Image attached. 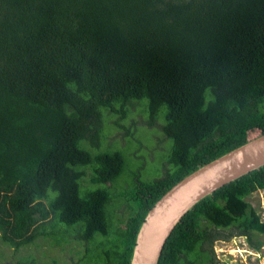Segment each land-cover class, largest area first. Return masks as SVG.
Returning a JSON list of instances; mask_svg holds the SVG:
<instances>
[{"label":"trees","instance_id":"obj_1","mask_svg":"<svg viewBox=\"0 0 264 264\" xmlns=\"http://www.w3.org/2000/svg\"><path fill=\"white\" fill-rule=\"evenodd\" d=\"M263 134L264 0H0V247L59 236L72 264H131L163 195ZM144 146L165 175L136 172ZM259 191L264 166L202 200L159 264L260 251Z\"/></svg>","mask_w":264,"mask_h":264},{"label":"water","instance_id":"obj_2","mask_svg":"<svg viewBox=\"0 0 264 264\" xmlns=\"http://www.w3.org/2000/svg\"><path fill=\"white\" fill-rule=\"evenodd\" d=\"M263 166L264 134L186 176L148 212L137 236L131 264H159L175 228L198 203Z\"/></svg>","mask_w":264,"mask_h":264},{"label":"rangeland","instance_id":"obj_3","mask_svg":"<svg viewBox=\"0 0 264 264\" xmlns=\"http://www.w3.org/2000/svg\"><path fill=\"white\" fill-rule=\"evenodd\" d=\"M138 123H142L141 119L138 118ZM144 121V120H143ZM143 124H146L143 122ZM148 127V126H146ZM158 129V128H157ZM149 130V128H148ZM122 131V130H121ZM123 130L121 134L115 133L110 137L111 140L117 139L121 145H126V141L123 138ZM150 134V133H149ZM138 136L143 137L145 133H139ZM151 138V137H150ZM155 145L157 147L159 143L157 138L154 136ZM145 141V139H143ZM152 139L150 140V143ZM170 143V142H169ZM153 144V142H152ZM171 144V143H170ZM159 150H164V144H160ZM171 145L169 146L170 149ZM147 152L143 153L144 150H140L139 156H141V164L137 166L136 172L143 174L145 178L161 177L165 175V170H160L162 167L161 158L159 153H152L148 151L147 147L144 146ZM168 149V150H169ZM145 150V151H146ZM168 154V153H167ZM166 154V155H167ZM144 159V161H142ZM162 171V172H161ZM157 177V178H158ZM252 202L254 205L259 204V211L263 214L264 219V191L256 192L253 195ZM121 212V209H120ZM255 240L264 242V235H255ZM67 241V240H66ZM50 243H63L62 237H50L40 238L35 243L24 246L19 252H15L14 249L9 248L7 244H3L0 247V264H17L18 262L33 260V264H50L51 259H56L59 264H72V259L78 260L79 251L83 252V246L69 245L63 247H50ZM66 243V242H65ZM67 245V244H66ZM48 249V252L46 251ZM214 249L217 257L218 264H264V246L260 251L253 249L244 237H234L229 241L219 240L214 244ZM5 253V257L3 254Z\"/></svg>","mask_w":264,"mask_h":264}]
</instances>
